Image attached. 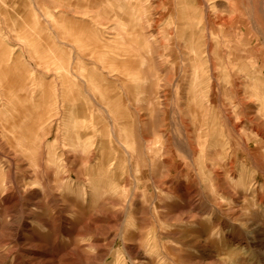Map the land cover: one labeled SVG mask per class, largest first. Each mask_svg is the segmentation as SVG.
<instances>
[{
	"label": "rangeland",
	"instance_id": "374dc122",
	"mask_svg": "<svg viewBox=\"0 0 264 264\" xmlns=\"http://www.w3.org/2000/svg\"><path fill=\"white\" fill-rule=\"evenodd\" d=\"M0 264H264V0H0Z\"/></svg>",
	"mask_w": 264,
	"mask_h": 264
},
{
	"label": "bare ground",
	"instance_id": "6f19581e",
	"mask_svg": "<svg viewBox=\"0 0 264 264\" xmlns=\"http://www.w3.org/2000/svg\"><path fill=\"white\" fill-rule=\"evenodd\" d=\"M79 95V94H78ZM110 115V114H109Z\"/></svg>",
	"mask_w": 264,
	"mask_h": 264
}]
</instances>
